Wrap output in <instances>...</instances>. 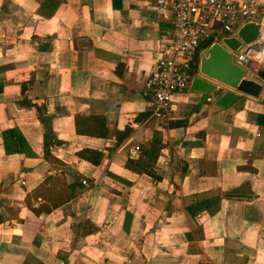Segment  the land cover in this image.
<instances>
[{"label": "crops", "instance_id": "1", "mask_svg": "<svg viewBox=\"0 0 264 264\" xmlns=\"http://www.w3.org/2000/svg\"><path fill=\"white\" fill-rule=\"evenodd\" d=\"M172 27L131 0H0V264H264V105L190 86L155 118L144 83ZM37 107L62 141L50 158ZM57 181L74 197L36 215Z\"/></svg>", "mask_w": 264, "mask_h": 264}, {"label": "built area", "instance_id": "2", "mask_svg": "<svg viewBox=\"0 0 264 264\" xmlns=\"http://www.w3.org/2000/svg\"><path fill=\"white\" fill-rule=\"evenodd\" d=\"M170 19L173 27L164 34L155 72L144 83V96L152 103V115L162 122L174 117V98L189 89L199 72L201 54L222 38L235 37L248 20L264 15L256 0H131ZM233 61L248 76L264 70V25L256 41L231 51ZM208 102L212 101L209 97ZM83 185H88L82 179ZM42 201L39 198L34 206Z\"/></svg>", "mask_w": 264, "mask_h": 264}, {"label": "water", "instance_id": "3", "mask_svg": "<svg viewBox=\"0 0 264 264\" xmlns=\"http://www.w3.org/2000/svg\"><path fill=\"white\" fill-rule=\"evenodd\" d=\"M264 25V15L257 20H248L239 29L237 36L222 38L223 44L213 43L200 57L199 72L191 82V90L198 93L214 95L221 107H226L239 96H248L262 101L264 105V70L257 72L258 80L248 77L247 71L233 61L231 51L241 50L245 44H251L259 37ZM220 87L229 89L218 97ZM193 109V108H192ZM192 110H190V113ZM229 197H242L230 194Z\"/></svg>", "mask_w": 264, "mask_h": 264}, {"label": "trees", "instance_id": "4", "mask_svg": "<svg viewBox=\"0 0 264 264\" xmlns=\"http://www.w3.org/2000/svg\"><path fill=\"white\" fill-rule=\"evenodd\" d=\"M26 107H32V104L28 103ZM37 110L40 119L46 129L45 155L47 158H50L52 157L51 148L61 145L62 141L58 139L57 135L53 131L50 118L44 116L43 109L37 107ZM76 131L78 134L88 135L97 138H106L109 134L108 123L104 117H100V116H83V115L76 116ZM128 133H129V128H127L126 131L122 133H118V137H117L118 141L122 142L123 139L128 136ZM10 134H13V132H11ZM78 156L81 159H84L96 166L100 165L104 159V154L102 152L92 149L82 150L78 153ZM131 162L134 163V160H130V163ZM144 171H146V173H149L154 178L159 180V176L154 172V170L146 169ZM75 185L77 186L78 184L76 183ZM55 188H56V193H53L50 196L49 194L48 196L46 195V199H48V202L50 201L51 204L46 203L42 206L41 204L34 206V201H37L38 197H41L39 195H36L35 199L29 200L28 206L36 215H40L42 212L50 213L51 211H53V209L60 206L62 203L71 200L74 197L75 189L74 186L72 185L66 186V184L64 183V189L66 190V193H63L62 190L60 191V189H58V188H62V182L57 181V186Z\"/></svg>", "mask_w": 264, "mask_h": 264}]
</instances>
